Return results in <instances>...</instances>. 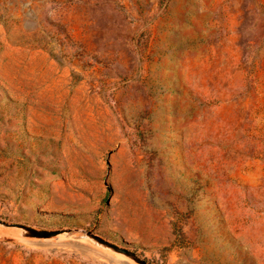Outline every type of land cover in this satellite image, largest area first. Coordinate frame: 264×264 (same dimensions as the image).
<instances>
[{
	"label": "rangeland",
	"instance_id": "rangeland-1",
	"mask_svg": "<svg viewBox=\"0 0 264 264\" xmlns=\"http://www.w3.org/2000/svg\"><path fill=\"white\" fill-rule=\"evenodd\" d=\"M0 219L78 230L0 264H264V0H0Z\"/></svg>",
	"mask_w": 264,
	"mask_h": 264
},
{
	"label": "water",
	"instance_id": "water-1",
	"mask_svg": "<svg viewBox=\"0 0 264 264\" xmlns=\"http://www.w3.org/2000/svg\"><path fill=\"white\" fill-rule=\"evenodd\" d=\"M0 226L16 229L21 237L36 238V239L52 238L57 236L58 234L70 235L78 231L77 229H72V228H59V229H51V230L44 228H36L30 225H26L18 222H9L2 219H0ZM81 232L83 233V235L91 239L95 244H97L98 246L104 249L123 255L138 264H149L146 259L142 258L136 252L132 251L126 246L117 245L109 240H106L101 236L97 235L96 233L92 232L91 230H81Z\"/></svg>",
	"mask_w": 264,
	"mask_h": 264
},
{
	"label": "bare ground",
	"instance_id": "bare-ground-1",
	"mask_svg": "<svg viewBox=\"0 0 264 264\" xmlns=\"http://www.w3.org/2000/svg\"><path fill=\"white\" fill-rule=\"evenodd\" d=\"M0 231H6V229L5 228H0ZM3 235V234H2ZM7 235H9L8 233H7ZM59 235H61V234H58L57 236H59ZM57 236H55V237H57ZM34 239V238H33ZM35 240V239H34ZM40 239H38L37 241H39ZM51 240V239H50ZM41 241V240H40ZM43 241H44V239H43ZM46 241V240H45ZM49 242H51L52 243V240L51 241H49ZM55 243V242H54ZM117 255H119V254H117ZM121 256V255H120ZM124 260V259H123ZM125 261V260H124ZM126 262V261H125ZM120 263V262H119ZM127 263V262H126ZM128 264V263H127Z\"/></svg>",
	"mask_w": 264,
	"mask_h": 264
}]
</instances>
